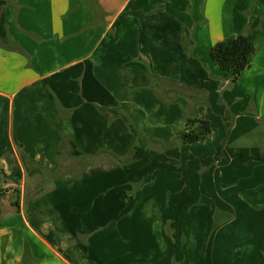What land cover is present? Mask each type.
Returning a JSON list of instances; mask_svg holds the SVG:
<instances>
[{
  "label": "crops",
  "instance_id": "crops-1",
  "mask_svg": "<svg viewBox=\"0 0 264 264\" xmlns=\"http://www.w3.org/2000/svg\"><path fill=\"white\" fill-rule=\"evenodd\" d=\"M1 13L0 264H160L151 238L172 247L184 172L120 165L134 131L155 159L217 158L188 181L193 264H264V159L248 141L264 124V0H7ZM253 23L231 81L210 50ZM189 117L211 133L184 145ZM216 208L232 217L211 231Z\"/></svg>",
  "mask_w": 264,
  "mask_h": 264
},
{
  "label": "trees",
  "instance_id": "trees-1",
  "mask_svg": "<svg viewBox=\"0 0 264 264\" xmlns=\"http://www.w3.org/2000/svg\"><path fill=\"white\" fill-rule=\"evenodd\" d=\"M6 4L7 0H0V13ZM256 25V23H253L250 31L246 34L229 37L216 43L210 50L212 60L221 69L224 76L231 81H236L251 62V58L255 52V45L252 41L251 30L254 29ZM6 36V20L4 14L1 13L0 38L5 39ZM197 122L201 124V129L199 131L192 129L193 125ZM134 133L136 136V143L132 149L131 156H129V163L140 160H151L157 169L184 172L183 188L181 192V199L177 206V213L175 218L169 223L170 236L173 240V245L168 252L173 254L176 248H178L185 239L184 227L192 204V194L188 183L189 178L204 168L211 166L217 158H196L184 162H172L168 160L155 159L145 147L138 133L136 131H134ZM210 133L211 127L208 121L189 117L187 119V129L181 135V142L184 145L192 144L204 140ZM73 154L79 155L80 152L75 149ZM251 159L263 160L264 152H257L253 154Z\"/></svg>",
  "mask_w": 264,
  "mask_h": 264
},
{
  "label": "rangeland",
  "instance_id": "rangeland-1",
  "mask_svg": "<svg viewBox=\"0 0 264 264\" xmlns=\"http://www.w3.org/2000/svg\"><path fill=\"white\" fill-rule=\"evenodd\" d=\"M154 84H158V82H154ZM249 143L251 144H256L259 147H261L258 150H254L255 152L262 150L264 147V124H262L259 129L251 136H249L248 138ZM190 152V151H188ZM183 154H185V152L183 151ZM167 157V156H165ZM170 157V156H168ZM167 157V158H168ZM171 158V157H170ZM120 165H127L130 160L128 156H124L122 158H120ZM151 179H148L147 182L151 183ZM41 187V186H40ZM42 189V188H41ZM233 191V190H232ZM214 212V211H213ZM234 213V212H233ZM228 217H232V215L230 214H226L221 212L220 210H218V208L215 209V213H213V218H212V222H211V231H215V229H217L218 227H220L221 225H224V223H226L228 221ZM165 234L167 235V245L169 243H172L173 245V240L171 238V236H169L168 232L164 231ZM156 234V236H152L151 240H152V255L156 256V261L158 262V260H160L161 258H163L160 261V264H193V244L191 242V240L187 241V237L188 235H185V239L184 241L181 243V245L176 248V250L173 254H170L168 252V250L166 251V253H161V247L164 244V237L162 236L163 234L160 232H154ZM170 246V244H169ZM155 261V262H156Z\"/></svg>",
  "mask_w": 264,
  "mask_h": 264
}]
</instances>
